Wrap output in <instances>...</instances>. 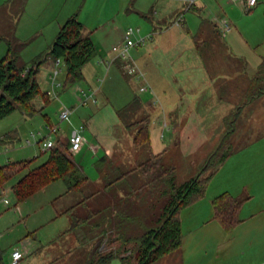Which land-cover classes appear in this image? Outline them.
<instances>
[{
  "label": "crops",
  "instance_id": "0c3cea01",
  "mask_svg": "<svg viewBox=\"0 0 264 264\" xmlns=\"http://www.w3.org/2000/svg\"><path fill=\"white\" fill-rule=\"evenodd\" d=\"M220 1L224 0H195L190 5L187 0H0V58L6 55L10 44L23 45L21 60L31 64L47 51L66 20L77 13L85 30L92 34L97 56L112 59L111 46L123 41L127 15L134 10L140 25L136 27L138 36H147L148 40L133 48L137 51H133L132 59L145 73L148 89L139 92V84L132 87L133 92H126L123 106L139 95L152 113L151 123L166 124L164 127L171 131L185 117L188 125L193 120L201 124L206 114H218L217 119L223 123L239 107L241 111L255 105L264 108V93L255 95L256 76L264 62V0H258L251 10L245 9L244 0H226L225 8L218 4ZM180 15L184 21L177 25L174 22ZM224 18L232 24L225 35L219 24ZM174 43L179 46L175 56L160 60L158 51L167 50ZM113 65L122 73L119 59ZM55 67L52 58L42 65L38 75L40 86L44 78L52 79ZM59 87L63 85L55 86V90ZM87 92L90 98L85 105L96 103V91ZM105 96L110 102L111 94ZM243 97L247 98L240 104L238 99ZM33 104L39 110L37 113L47 105L42 96L36 97ZM44 116L49 125H55L49 113ZM85 120L83 132H88L91 119ZM73 129L68 126L66 136H59L56 145L59 139L69 140ZM162 134L160 138H164ZM15 138L9 135L3 140ZM29 140L34 144L32 137ZM131 140L133 143V136ZM86 145L72 155L81 154ZM100 145L93 146L94 154L103 149ZM224 192L250 197L240 211L242 221L231 232H226L214 219L213 199ZM75 204L58 215H69L66 211ZM181 221L184 237L178 264H217L218 253L224 250L230 259L241 252L240 264H264V136L235 149L213 177L206 195L182 210ZM68 229L64 235L70 233ZM237 242L247 243V247L238 251ZM114 244L118 243H107L101 250L109 251V245L112 250ZM114 260L121 264L120 258Z\"/></svg>",
  "mask_w": 264,
  "mask_h": 264
},
{
  "label": "rangeland",
  "instance_id": "374dc122",
  "mask_svg": "<svg viewBox=\"0 0 264 264\" xmlns=\"http://www.w3.org/2000/svg\"><path fill=\"white\" fill-rule=\"evenodd\" d=\"M218 4H223L225 8L227 2L224 0ZM133 11L127 15V28H140V25L136 23V13ZM180 43H184L183 40ZM178 49L179 46L174 43L173 47L158 51L157 57L160 60L164 57L172 58ZM134 50L137 51V49ZM167 51L170 53L167 54ZM102 59L107 60L99 55L94 56L83 70L87 80L82 79L76 83H69L65 89L59 87L56 92L60 94V97L58 93V99L52 97L41 113L29 116L18 108L0 120V166L9 162L32 160L26 167L24 164L16 166L17 173L15 172L16 174L10 181L0 186V251L5 264H10L13 248L23 244L27 247L28 253L19 264H84L89 257L93 237L98 236L104 227L92 229V224L87 222L79 230L64 235L63 233L71 224V216L58 214L67 206L75 204L95 192L97 195L94 196V202L102 204L105 202L103 194L105 180L103 176L101 177V172L97 167L101 156L108 153V160L120 164L124 171L133 168L135 162L146 160L150 156L147 147L133 145L131 137L134 131L128 130L117 114V109L124 105L127 94L133 92L131 90L133 88L128 84L123 74L114 68L113 64L109 70V67L101 62ZM60 67L62 72L57 78V83L65 81L67 75L63 61ZM46 79L44 78L41 82V88L45 92L52 89L49 84L52 83V79ZM137 86L138 84L134 88ZM87 90L96 91V103L92 101L89 105L82 103L80 99L85 97L84 91ZM106 93L111 94L110 102L105 98ZM245 98L247 97L238 99L240 104ZM66 108L73 110L71 117L69 121H61L60 114L62 109ZM47 113L51 116L53 124L61 126L59 134L51 136L55 142L59 136H66L64 134L68 126L71 129L80 127L84 125L85 119H91L88 124L89 131L83 132L88 143L81 154L73 155L75 161L85 170L89 181L82 191L66 194L65 181L58 179L46 185L27 200L18 202L13 193V185L26 172L43 164L49 158L50 151L43 152L41 146L36 143L38 139L40 140L49 133L47 129L49 123L46 122L47 119L44 116ZM228 117L224 119L225 122L221 123L217 119L219 118L218 114H206L205 120L201 124H196L193 120L189 125L187 124L188 117H185L181 118L180 122H176L172 131L166 129L167 127H164L162 123L161 125L151 123L153 151L159 153L165 149L164 147L170 146L166 158L177 166L176 179L178 183L189 181L200 174L201 169L219 148L229 129ZM234 124L233 131L228 135L234 148L252 143L255 139L264 136V108L255 105L243 109L237 115ZM199 126H203V128H198ZM40 132L43 134H39ZM33 133L37 134V140L32 137ZM162 133L164 138H160ZM9 135H14L16 138L10 141L3 140ZM31 137L34 139V144L28 145L27 141ZM100 144L103 145V149L94 154L93 146ZM12 173L14 174V171ZM143 182V176L139 172H134L128 180L118 185L117 190L122 194L130 191L131 188L140 186ZM115 192L113 190L112 193ZM4 198L9 199L8 205L4 203ZM90 202L94 203L92 199ZM79 211L80 213L86 212V208L80 207ZM117 243L114 244L115 247H118L119 242ZM240 243L237 242L238 251L239 248L247 247V243ZM109 247L112 248L110 245ZM110 248L109 251H111ZM180 253V250H176L152 264H178L181 259ZM218 256L217 264H240L239 260L242 258L241 252H238L235 259H230L226 250L218 253ZM118 263V260L113 259L110 264ZM133 264H136L135 260H133Z\"/></svg>",
  "mask_w": 264,
  "mask_h": 264
},
{
  "label": "trees",
  "instance_id": "16d2710c",
  "mask_svg": "<svg viewBox=\"0 0 264 264\" xmlns=\"http://www.w3.org/2000/svg\"><path fill=\"white\" fill-rule=\"evenodd\" d=\"M22 46L10 44L6 55L0 59V120L18 108L29 116L36 114L39 110L34 107L33 101L38 96H42L46 104L50 102L51 97L42 91L38 78L42 65L48 58H60L64 62L67 69L65 81L62 82L64 89L69 83L85 79L83 69L98 53L92 34L85 30L77 13L66 20L47 51L34 58L31 64L21 60ZM121 71L134 88V84L138 82L124 70L123 62ZM255 84V95L263 94L264 62L259 68ZM240 111L241 107L237 113L228 117L229 129L200 174L189 181L178 183L177 166L166 158L170 146L159 153L153 151L152 113L145 108L139 95L117 109L119 119L125 127L134 131V146L147 147L150 156L146 160L135 162L134 167L127 171L117 162L108 160V155L101 157L97 167L103 172L105 180V202L91 203L90 200L93 201L97 195L95 192L66 211L72 220L67 232L79 230L87 222L92 224V229L104 227L94 240L84 264H110L114 258H120L121 264H133V260L136 264H152L179 250L184 237L181 212L206 195L210 182L221 165L234 154L236 148L228 135L233 131ZM69 145V140L59 139L58 144L49 150L47 161L19 178L13 185V193L18 202L27 200L58 179L65 181L67 193L83 190L89 177L75 161ZM30 162L32 160L9 162L0 166V186L13 178L17 173L16 166L24 164L26 167ZM134 172H139L144 182L128 192L119 193L118 185L128 180ZM113 190L116 192L112 193ZM249 198L247 194L234 196L224 192L213 199L214 219L226 232L233 231L240 224V211ZM80 207L86 208V212L80 213ZM114 242H119L118 247L107 252L101 250L103 245ZM0 264H5L1 251Z\"/></svg>",
  "mask_w": 264,
  "mask_h": 264
},
{
  "label": "built area",
  "instance_id": "2783aa9c",
  "mask_svg": "<svg viewBox=\"0 0 264 264\" xmlns=\"http://www.w3.org/2000/svg\"><path fill=\"white\" fill-rule=\"evenodd\" d=\"M188 3L191 5L195 2V0H187ZM258 0H244V6L246 10H251L253 7L256 6ZM184 21V16L181 15L175 20V24L181 25ZM220 28L222 29L223 34L225 35L232 29V24L226 18L221 19L219 21ZM139 28L129 27L126 29L123 41L115 44L112 47V52L115 54L112 59H102L101 62L105 63L107 67H110L116 59H119L123 62L124 70L132 76L134 81L138 82V91L144 92L148 89V84L146 83L145 73L138 67V65L132 59V53L134 47L143 46L148 40L147 36H138ZM62 60L60 58L55 60L56 67L52 72V89L47 92L50 97L59 98L57 92L55 90V86H61L62 83H57V78L62 72L60 67ZM84 96L82 100L83 104H86L90 98V95L87 91H84ZM72 109H62L60 114V120L65 121L69 120L72 114ZM166 126V124L164 125ZM84 126L76 127L72 130L69 136V151L72 154L78 153L82 150L85 144L88 143L86 137L83 134ZM47 129L49 133L44 135L37 143L41 146L43 152H46L56 146L55 141L50 137L53 134H58L60 131V125H47ZM39 134H43L40 132ZM37 134L33 133V138H36ZM34 138V139H35ZM37 139V138H36ZM28 144H32L31 140L27 141ZM95 150V148H94ZM4 203L8 205L10 203L9 199L4 198ZM28 253L27 247L23 244L21 246H16L13 248L11 255H10V264H18Z\"/></svg>",
  "mask_w": 264,
  "mask_h": 264
}]
</instances>
